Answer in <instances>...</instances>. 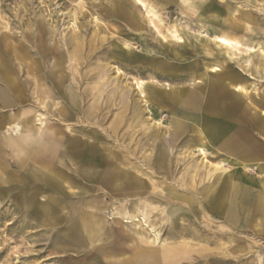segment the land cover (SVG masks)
I'll return each instance as SVG.
<instances>
[{"label": "rangeland", "instance_id": "rangeland-1", "mask_svg": "<svg viewBox=\"0 0 264 264\" xmlns=\"http://www.w3.org/2000/svg\"><path fill=\"white\" fill-rule=\"evenodd\" d=\"M212 84L223 139L256 133L264 0H0V264H264Z\"/></svg>", "mask_w": 264, "mask_h": 264}, {"label": "bare ground", "instance_id": "bare-ground-1", "mask_svg": "<svg viewBox=\"0 0 264 264\" xmlns=\"http://www.w3.org/2000/svg\"><path fill=\"white\" fill-rule=\"evenodd\" d=\"M220 42H222L223 44L227 43V41L222 39V38L220 39ZM224 89H225V87H224L223 84H218L217 86H215L213 84L210 85V88L208 90V97L206 98V99H209V101L207 102V100H206V105H205L206 108L209 109V112L207 114H205V117H203V119H202L204 121V124H205L204 125L205 129H203V130L206 131V133L209 134L215 141H219V140L223 139V137L227 134V132H228V130L230 128V124L228 122H226V121L224 122V121H221L219 119H216L218 121L217 122L216 121L213 122V120L211 119L212 115L219 116V117L226 116V113H225L224 109L223 110L221 109L222 108L221 106H223L222 102L227 97L225 95ZM216 99L220 100L221 106L219 105L218 107H216V105H215ZM69 100L72 103V101H74V97H70ZM234 105L236 106V103ZM263 105H264V103H263ZM227 108H229V107H227ZM256 113H258V112L256 111ZM263 117H264V112L262 113V116H258V114H257L255 116V118H252V120H254V122L252 124V127L255 128L256 130H258V132H261V133L264 131V120H263ZM242 120H243V118H242ZM233 140H234V138H232L230 136L225 139V141H227V143L226 142L225 143L227 144L228 147L231 146V144L233 143ZM233 149H235V151L241 152V155H244L247 158L249 157V158L255 159L257 161H264V139L263 140L262 139L257 140V139H254L252 137L250 138V137L247 136V139L246 138L244 139V144L243 145L242 144L238 145V148H235V146H234ZM79 156L81 157L82 163H84L86 165L87 164H90V165L94 164V165L102 166V164H104V163L107 164L106 161L104 159H102L103 157L97 156L96 154H93L91 151H89V152L88 151H84ZM239 167L243 171L244 170L245 171L246 170L254 171L255 169H257L260 173L264 172V171H262L263 168L261 167L260 164H258V165L256 164V168L255 169L254 168H249V165H246L244 163H242ZM249 172H251V171H249ZM114 177L116 178L115 174L113 175V173L112 174L108 173V175H106L105 178H104L105 179L104 182L108 183L111 180H113ZM127 180H129V179H127ZM260 180H261L260 184L262 186V187H260V190L262 189V195L264 196V175H262ZM129 183H131V182H129ZM237 186L238 185H235V187H233V185H232L230 197L231 196L233 197V195H235L236 192L238 191V192H240L238 194L241 196V198L243 199L244 203H246V201L249 202L250 197H251V192H250L249 188L246 187L245 189H243V190L241 189L240 190ZM255 194L257 195V193H255ZM254 204H255V206L257 205L256 206L257 209H261L262 207H264V203H262V202H257V203L255 202ZM145 215H146V213H145ZM229 219L231 220V222H234L236 225L240 224V222L242 220H246L243 217H240V216H237V215L230 216ZM96 229H98V228H96ZM97 255H99V254L97 253Z\"/></svg>", "mask_w": 264, "mask_h": 264}, {"label": "crops", "instance_id": "crops-1", "mask_svg": "<svg viewBox=\"0 0 264 264\" xmlns=\"http://www.w3.org/2000/svg\"><path fill=\"white\" fill-rule=\"evenodd\" d=\"M263 120H264V117H263ZM248 123V127H246L245 125V127H244V129H243V131H242V133L240 134V136H238V138L236 137V138H234V137H232V138H234V140H233V143L231 144V146H227V141H225V140H223L222 141V144L220 143V146H226L227 148H229L228 150H230L231 152H232V155L233 156H235V157H237V158H242V160H243V162H244V164H246V165H249V163H246L247 161H250V162H254L253 164V166H255L256 164L258 165V164H264V161H257V160H255V159H253L254 161H251L252 159L251 158H247V157H245L244 155H241V152H238V151H235V149H233L234 148V146H235V148H238V145H240V144H244V139L246 138L247 139V136L248 137H252V138H256V139H264V131L261 133V132H256V133H253V134H251L252 133V131H251V127H250V121L249 122H247ZM244 124V123H243ZM203 134L206 136V138H209L210 139V141H215L212 137H210L207 133H206V131H204L203 130ZM221 140H219L218 142H220ZM226 142V143H225ZM246 144V143H245ZM233 147V148H232ZM261 165V167L263 168V166ZM262 171H264V168H263V170ZM235 185H238L237 187L238 188H240V189H245L246 187L248 188V186H245V185H240V184H233V187H235ZM147 251H149V250H147Z\"/></svg>", "mask_w": 264, "mask_h": 264}]
</instances>
